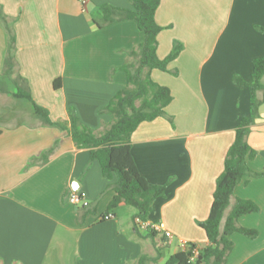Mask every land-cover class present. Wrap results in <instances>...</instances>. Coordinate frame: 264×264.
<instances>
[{"label": "crops", "instance_id": "1", "mask_svg": "<svg viewBox=\"0 0 264 264\" xmlns=\"http://www.w3.org/2000/svg\"><path fill=\"white\" fill-rule=\"evenodd\" d=\"M102 4L130 8L127 0H86L85 5L80 0H0L13 22L16 74L27 81L33 102L66 127L67 111L74 108L98 135L111 121L98 111L126 85L121 68L139 43L132 21L95 27L91 13ZM154 20L161 27L159 59L181 45L169 72L149 74L172 95L166 108L170 120L140 124L131 135L130 153L148 183L167 185L146 221L162 223L175 239L147 237L134 225L135 212H129L130 223L124 222V205L101 222L113 192L105 191L98 164L90 161L88 150L75 147L66 131L42 125L29 103L12 97L15 88L4 79L11 87L0 91V264H138L142 255L154 264L163 250L165 260L181 251V241L207 245L199 223L208 217L238 122L249 114V92L232 79L248 81L253 61L264 56V37L257 30H264V0H160ZM6 50L0 24V76ZM57 79L60 88L54 90ZM246 141L256 152L249 167L263 172L264 105ZM53 147L45 163H31ZM71 193L83 205L96 202L81 223L78 208L67 202ZM235 199L259 206L237 223L258 236L233 234L225 264H264V178L235 187L223 222Z\"/></svg>", "mask_w": 264, "mask_h": 264}, {"label": "trees", "instance_id": "2", "mask_svg": "<svg viewBox=\"0 0 264 264\" xmlns=\"http://www.w3.org/2000/svg\"><path fill=\"white\" fill-rule=\"evenodd\" d=\"M127 1L130 5L128 9L102 4L91 13V21L99 30L118 22L132 21L139 33L136 49L128 52L129 61L121 68L126 76V85L98 111V114H107L111 118L110 123L103 126L99 135L80 121L74 108L67 111L66 127L52 122L47 110L33 102L27 81L16 74L13 22L3 13L1 6L0 24L7 34V50L0 77L4 79L13 77L11 83L15 92L11 94L12 97L29 103L33 115L42 125L66 131L76 148L88 150L90 161L98 164L100 174L107 182L105 191L113 192L105 211L106 215L111 213L113 216L115 210L124 205L135 210L133 221L135 218L146 221L152 204L157 199L165 197L167 185L150 184L140 175L130 153L131 135L142 123L152 122L158 118L170 120L166 108L172 101V95L168 88L153 82L149 74L152 70L169 72L168 66L178 56L181 45H173L169 55L159 59L156 48L161 27L156 24L154 15L160 0ZM257 30L264 37V30L261 28ZM263 78L264 56L253 61L248 81L239 76L232 79L235 85L244 87L249 92V114L238 122L233 142L224 158L223 170L215 182L208 217L199 223L207 245L197 247L196 244L187 243L184 250L170 255L164 264H225L233 249L231 241L233 234H240L251 240L257 238L256 230L237 225L241 217L259 211V206L253 201L235 199L224 222L223 218L238 184L243 181L246 184L248 179L264 178V171L255 172L248 165L249 161L255 159L256 152L246 141L251 125L258 117L259 107L264 105ZM59 88L60 80L57 79L53 82V89ZM0 91L5 93L6 89L0 88ZM258 93L261 94L260 99L257 98ZM53 151L54 147L46 150L31 163H45ZM95 206L96 202H92L78 208L77 221L81 223L85 215L94 212ZM101 222H105L103 217ZM155 236L153 232L147 233V237L151 239ZM193 249H197L195 257L191 253ZM148 263L147 256H140L138 264Z\"/></svg>", "mask_w": 264, "mask_h": 264}, {"label": "built area", "instance_id": "3", "mask_svg": "<svg viewBox=\"0 0 264 264\" xmlns=\"http://www.w3.org/2000/svg\"><path fill=\"white\" fill-rule=\"evenodd\" d=\"M80 2L82 5L86 4V0H80ZM80 201L81 200H80L79 196L75 193L69 194V196L67 198V202L69 204H77ZM112 218H113L112 214H107V215L103 216V220H105V221L111 220ZM134 225L141 232H153L155 234L161 235L163 238L166 239V241L168 243H171L174 239V236L169 231H167L165 229V227L162 223L142 221L139 218H135L134 219ZM186 244H187V242L181 241L179 243V248L181 250H184V248L186 247ZM191 253H192V256L195 257L197 255V249H193Z\"/></svg>", "mask_w": 264, "mask_h": 264}, {"label": "rangeland", "instance_id": "4", "mask_svg": "<svg viewBox=\"0 0 264 264\" xmlns=\"http://www.w3.org/2000/svg\"><path fill=\"white\" fill-rule=\"evenodd\" d=\"M8 81H10V83H11V79L10 78H8ZM8 83V84H7ZM9 82H5V80H4V78H0V88H3V89H6L7 87L8 88H10L11 87V84H10ZM262 83L264 84V78H263V80H262ZM258 96L259 95H257V98H258ZM22 102V104H24V105H26L27 106V102L26 101H21ZM89 127V126H88ZM90 128V127H89ZM92 129V128H91ZM100 134V133H99ZM97 165V164H96ZM98 166V165H97ZM71 205H73L75 208H81L82 206H83V202H79V203H77V204H71ZM129 212H132V213H134L135 212V210L134 209H132V208H130V207H127V206H125V207H123V209H121V214H122V219L124 220V222L126 221V222H128V223H130V221H131V216L130 215H132L131 213L129 214ZM175 239V238H174ZM173 239V240H174ZM201 247V246H200ZM167 258V251L166 250H163V252H162V256H161V258L156 262V263H154V264H164L165 263V259Z\"/></svg>", "mask_w": 264, "mask_h": 264}, {"label": "water", "instance_id": "5", "mask_svg": "<svg viewBox=\"0 0 264 264\" xmlns=\"http://www.w3.org/2000/svg\"><path fill=\"white\" fill-rule=\"evenodd\" d=\"M74 183H75V182L72 183V189H73L74 191H76V190H77V187L74 186Z\"/></svg>", "mask_w": 264, "mask_h": 264}]
</instances>
